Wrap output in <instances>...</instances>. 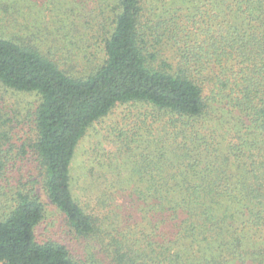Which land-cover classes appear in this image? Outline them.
Returning a JSON list of instances; mask_svg holds the SVG:
<instances>
[{"label": "trees", "instance_id": "obj_1", "mask_svg": "<svg viewBox=\"0 0 264 264\" xmlns=\"http://www.w3.org/2000/svg\"><path fill=\"white\" fill-rule=\"evenodd\" d=\"M32 1L0 0V84L39 96L17 147L0 107V263L264 264V0H59L51 24ZM76 32L104 53L82 74ZM126 102L157 125L103 163L100 215L72 165ZM43 193L63 232L45 227Z\"/></svg>", "mask_w": 264, "mask_h": 264}, {"label": "rangeland", "instance_id": "obj_2", "mask_svg": "<svg viewBox=\"0 0 264 264\" xmlns=\"http://www.w3.org/2000/svg\"><path fill=\"white\" fill-rule=\"evenodd\" d=\"M32 3L33 11L38 14L42 22L49 24H51V20L55 22L57 17L54 16L58 11L59 15H62L59 0H33ZM77 33L72 37V40L75 37L74 43L69 45L75 54V56L72 55L74 67H76L75 72L82 74L84 70H90L96 66L103 58L104 53L99 38L94 39L87 32L79 40L80 35H76ZM77 46L80 49H77ZM38 102L39 96L36 93L18 91L0 84V107L5 120L4 131L8 136L9 145L20 146L31 136L32 112L36 109ZM147 109L150 110L147 105L141 103H119L110 114L96 121L80 141L72 165L71 183L74 195L82 200L88 210L100 215L105 212V209L99 208L97 205V196L101 195L99 192H104V183L100 186L97 177L107 173L109 167L103 163L115 164L118 158L121 157L120 160H123L122 156L127 159L125 156L128 151L130 152L128 147L130 141L134 138L140 141L145 140L151 129L154 132L153 126H156L157 123L153 117L149 115L146 117ZM135 145L137 144H132V146ZM112 160L114 161L112 162ZM119 163L121 164V162ZM36 166V162L32 160L19 162L16 174L19 176L22 172H28L30 169L35 171ZM118 171L120 169L116 170L117 173ZM42 196L47 208L45 227L48 226L52 232H63L65 230L64 217L45 194ZM119 212L122 214L120 209Z\"/></svg>", "mask_w": 264, "mask_h": 264}]
</instances>
